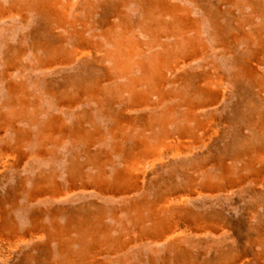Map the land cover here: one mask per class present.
Returning a JSON list of instances; mask_svg holds the SVG:
<instances>
[{
    "label": "rangeland",
    "instance_id": "374dc122",
    "mask_svg": "<svg viewBox=\"0 0 264 264\" xmlns=\"http://www.w3.org/2000/svg\"><path fill=\"white\" fill-rule=\"evenodd\" d=\"M0 4V264H69L64 246L100 264H264V0ZM150 4L198 21L199 50L178 58Z\"/></svg>",
    "mask_w": 264,
    "mask_h": 264
},
{
    "label": "bare ground",
    "instance_id": "6f19581e",
    "mask_svg": "<svg viewBox=\"0 0 264 264\" xmlns=\"http://www.w3.org/2000/svg\"><path fill=\"white\" fill-rule=\"evenodd\" d=\"M0 5H3V4H0ZM40 5H41V10L45 11L47 14L53 10L52 6H55L53 1L52 2L50 1L49 3L48 2L47 3H41V4H39V6ZM149 8H151V9H147L148 15L151 12H152V14L156 15L155 12L159 11V9H161V10H165L164 13H166L168 16L172 17V19H173L172 25H167V24H165V22H161V24L170 26V28H172L173 31L178 34L177 41H176V55L178 56V58L180 57L182 59H186L188 56H190V54L197 51L199 46L204 44V42H202L200 39V33L201 32L198 31L199 22L194 20V19H191L189 13H187L186 10L178 8L177 6H174V5H168V4L167 5L150 4ZM148 15H147V17L144 18L143 24L145 22H147ZM209 25H210V23H209ZM165 28L166 27H164V29ZM193 31L197 32L195 39L194 38L192 39L189 35V32H193ZM157 33H158V31H157ZM263 35H264V32H263ZM247 36H249V35H247ZM249 38H251V37L249 36ZM125 41L126 40H122V39L117 41V45H118V47H117L118 51L117 52H118V54L116 57L117 58L116 61H117L118 69L122 70V71H128L129 69H131V65L135 60L134 57L136 56V55H134L135 51H136L135 46H133V44L131 42L125 43ZM249 49H251V47ZM201 52H202V50H201ZM179 54H180V56H179ZM52 56L53 55L51 54V58H52ZM52 59H54V58H52ZM249 74H250L249 75L250 77L255 76V74L250 72V71H249ZM259 84L264 87V81L261 80L259 82ZM51 127H52V124H51ZM62 130H64V128ZM148 148H145V150H149ZM121 176H123L122 178H120L121 183L123 182L125 184V182L128 181L130 173L125 172ZM225 176H227L228 178H233L234 175H233V172L228 169L225 172ZM232 181L234 182L235 180H232ZM55 187H57L56 182H55ZM53 191H54V193H57L56 188ZM184 202H185V199H182L181 203L180 204L178 203L176 205H182ZM169 203H170V205L166 206V208L163 209V211L161 213L156 212V214H158L155 217V220H156L155 226H156L157 236H158V234H161V231L165 230L166 227H169V225L172 224V220H170L171 215L168 214V212L170 211V207L174 204V202L171 201ZM83 232L85 233V235H90V236H93L92 233H96V232H90L89 233V232H86L85 230H83ZM14 233H15V235L13 237V244L14 245L19 244L21 241H24L21 237L16 235L17 233L15 231H14ZM171 240L172 241L176 240L175 242H178V240H180V237H178V236L174 237V235H173V236H171ZM63 252H64V254L67 255V257H68L67 259H68L69 264H100V263L91 259L92 254L94 253V248L84 249L80 254L76 255L70 251L68 246H64Z\"/></svg>",
    "mask_w": 264,
    "mask_h": 264
}]
</instances>
